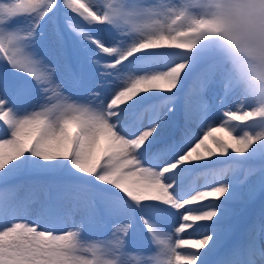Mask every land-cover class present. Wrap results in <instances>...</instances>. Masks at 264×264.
I'll return each instance as SVG.
<instances>
[{"label": "snow or ice", "instance_id": "obj_1", "mask_svg": "<svg viewBox=\"0 0 264 264\" xmlns=\"http://www.w3.org/2000/svg\"><path fill=\"white\" fill-rule=\"evenodd\" d=\"M170 2L122 0L119 7H101L94 0H0V54L6 60L0 67V264H126L129 255L136 264H264V223L246 229L240 254L229 208L242 197L236 184L194 194L183 186L192 171L186 164L209 168L217 162H195L227 156L229 149L245 154L264 147V131L241 123L249 116L225 106L231 95L224 92L214 105L223 116L219 126L202 123L189 135L186 92V143L179 151L164 149L170 158L153 164L157 129L174 114L178 89L195 78H203L205 93L221 84L214 58L197 56L186 67L173 57L191 45L170 35L164 22ZM24 47L33 55L21 56ZM53 89L67 93V102L57 106L58 114L37 111ZM148 108L154 118L129 129ZM36 186L47 189L48 199L26 220L28 205L8 194ZM258 191L264 196V181ZM209 197L216 201L189 207ZM68 213L80 214V230L62 227L60 218ZM100 224L116 239L106 255L80 242L81 231L90 237Z\"/></svg>", "mask_w": 264, "mask_h": 264}, {"label": "clouds", "instance_id": "obj_2", "mask_svg": "<svg viewBox=\"0 0 264 264\" xmlns=\"http://www.w3.org/2000/svg\"><path fill=\"white\" fill-rule=\"evenodd\" d=\"M165 24L177 42L188 43L173 57L185 66L193 58H214L223 91L249 126L264 131V0H174Z\"/></svg>", "mask_w": 264, "mask_h": 264}, {"label": "rangeland", "instance_id": "obj_3", "mask_svg": "<svg viewBox=\"0 0 264 264\" xmlns=\"http://www.w3.org/2000/svg\"><path fill=\"white\" fill-rule=\"evenodd\" d=\"M109 2L113 3L114 5L119 7L122 3V0H94V3L96 5L101 6V7L105 3H109ZM97 10H99V8ZM132 22L138 23V22H142V21L134 19ZM41 52L45 56H48L47 51L45 49H41ZM20 55L23 57H29V56H32L33 54L28 50V48L24 47L21 49ZM48 59L50 61H53V62L56 60V58L54 56H48ZM3 64L4 63H3V60H2L1 54H0V67H3ZM36 70H37V72H42L43 68H41L40 66H37ZM122 83H126V80L122 81ZM205 87H206V85H205V82L203 80V83L201 84V86L199 88L200 94L198 93V96L201 100H203V102H205V105L206 106L208 105V106L207 107L206 106H199L195 102L191 103L192 104V121L190 123L191 129H189V133H188L189 135H194L195 133L199 132L200 131V125L202 123H204L205 125H207L208 123H216V126H219V124L222 122L221 120L223 119V116L221 115V112L214 107V105H216L219 102L220 97L224 95L222 85L221 84H215L206 93H205ZM204 95L206 97V100L204 99ZM49 96L51 98L48 100L41 101V106L38 107L36 110L41 111V112H43L45 110H51L52 113L58 114L57 106L67 102L65 100L67 93L61 91V92H59V95H57V91L55 89H53L49 93ZM126 103H128V102H126ZM209 106H213V107H211V111H209ZM225 106L226 107H234L233 99H229ZM162 107H163V105L158 106L156 108V112L158 113V109H160ZM168 117H169V113L166 114L161 119V126L158 127V129H157L159 136L157 137L156 143H158L160 145V148L153 150V152H154L153 164L162 163V162H164L170 158L169 156H167L168 152L165 151V153L161 159L155 160L156 155H158L160 153V151H162L163 146L166 143V142L159 143V142H157L158 139H160L162 136H166L169 132H171L173 130L174 125H175V123H173L172 120L168 121ZM153 118H154L153 110L151 108L145 109L138 119L129 123L128 127H129V129H134L135 127L146 126L149 123V121ZM187 122H188V117H187V113H186V109H185L183 112H181V114L179 116V124L182 127H184L183 123L186 125ZM249 127H252V126H249ZM183 130L184 129H181L179 138H182V136H184ZM214 135L216 137H221V136H224V133H216ZM182 142L186 143L184 138L180 139V143H182ZM170 143H171V141L166 145V148L173 149V145ZM209 143H210V141H209ZM254 147L256 148L255 152H252V150L250 149L249 153L237 154V153H233L231 151V149H229V153L227 156L219 154V153H218V156H220L222 158H228L229 156H233V157H239V158L245 159V160H250L251 157H253L255 155L258 157H260L262 155L264 157V147L259 146V144L254 146ZM175 150L179 151V149H175ZM215 158H216V156L213 155L210 158H206L205 160L195 162V163L203 164L206 162L214 161ZM101 161H102V164L105 162L104 159H102ZM194 166L195 165L186 164L182 167L185 169H192ZM262 167H264V163H262V164L256 163L255 165H252V167H250L248 172H255V173H253L249 177H247L244 180V183L236 184L241 191V194H242L241 198L250 199V195H251L252 191L256 188L257 184H259L258 182H260L262 179V177H260V171H261ZM233 170L234 169L231 168V170L228 172L226 170L221 169L220 177L216 179V182H214L211 187L219 186L220 184H223L225 182L233 183L232 175L235 173ZM177 171H179V169ZM190 173H191V171L186 173L184 177L187 178V176H189ZM197 173L198 172H196L195 175ZM205 173H206V171L204 173H202V175ZM77 174L79 175V173H77ZM85 175H87V174H85ZM199 175H201V174H198L192 180V183H194L197 186V188H195L194 190L189 192V194H194L198 190H210L211 189V187H205L201 177L197 178ZM88 178H91V177L89 176ZM37 179L40 181V183H45V181H46V178H43V177H38ZM8 195L14 196L20 202L26 203L28 205L29 212H28V215L25 217L26 220L34 219L35 216L39 214L41 207H42V204L46 201V198L44 196V195H46L44 188H41L39 186L32 187V188H20L18 191L14 192V193H9ZM193 208H198V207H193ZM79 219H80L79 213H68V214L63 215L60 218V223H61L62 227L66 230L77 231V230H80ZM236 221L237 220H233L231 223H235ZM261 222L264 223V216L262 217ZM242 223L243 222H238V224H242ZM73 225H76V227L74 228ZM138 238L143 239V235L142 234L139 235ZM80 242L85 247H96L98 249H101L103 251V253L106 255L107 246L115 244L116 239L114 236H112V234L110 232H108L106 230V227H104V226H102V224H100L97 226V229L93 232V234L90 237H85L84 233L81 231ZM82 254L85 256V258H89V259L91 258L90 252H85ZM240 254H241V256H243V252L241 250H240ZM124 259H125L126 264H136V260L132 255L126 256V257H124ZM140 259H141V261H143L144 259H147V258L141 257Z\"/></svg>", "mask_w": 264, "mask_h": 264}]
</instances>
